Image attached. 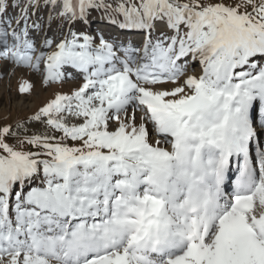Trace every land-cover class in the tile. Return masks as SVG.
<instances>
[{
    "label": "snow or ice",
    "instance_id": "obj_1",
    "mask_svg": "<svg viewBox=\"0 0 264 264\" xmlns=\"http://www.w3.org/2000/svg\"><path fill=\"white\" fill-rule=\"evenodd\" d=\"M73 70L0 125V264H264V0H0V78Z\"/></svg>",
    "mask_w": 264,
    "mask_h": 264
},
{
    "label": "rangeland",
    "instance_id": "obj_2",
    "mask_svg": "<svg viewBox=\"0 0 264 264\" xmlns=\"http://www.w3.org/2000/svg\"><path fill=\"white\" fill-rule=\"evenodd\" d=\"M11 12L12 9H9V14ZM95 14L91 17V21L88 19L87 23H81L78 26L81 31H86L94 36L103 34L105 38L110 37V39L139 40L141 38L132 31L121 30L116 25L110 24L107 18L104 17L103 12L95 11ZM53 27L55 30V25ZM192 71L199 74L200 66L198 62L193 64ZM72 75L76 77L75 80H68L63 84H52L47 88L42 86L39 75H33L32 73L16 72L11 76V79L8 76L0 78V125L11 124L14 120H24L33 115L52 98L55 91L68 92L73 89L79 83V76L74 70ZM22 79H27L30 83L35 82V88L31 94H20L18 92V85ZM20 98L22 102L18 104ZM39 127V124H36L31 130L35 131Z\"/></svg>",
    "mask_w": 264,
    "mask_h": 264
},
{
    "label": "trees",
    "instance_id": "obj_3",
    "mask_svg": "<svg viewBox=\"0 0 264 264\" xmlns=\"http://www.w3.org/2000/svg\"><path fill=\"white\" fill-rule=\"evenodd\" d=\"M95 11H92L91 13H90V15H89V17L88 18H90L91 16H93V13H94Z\"/></svg>",
    "mask_w": 264,
    "mask_h": 264
},
{
    "label": "bare ground",
    "instance_id": "obj_4",
    "mask_svg": "<svg viewBox=\"0 0 264 264\" xmlns=\"http://www.w3.org/2000/svg\"><path fill=\"white\" fill-rule=\"evenodd\" d=\"M20 102H22V99H21V98L19 99L18 104H19Z\"/></svg>",
    "mask_w": 264,
    "mask_h": 264
}]
</instances>
